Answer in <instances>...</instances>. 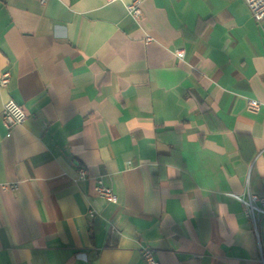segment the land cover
I'll list each match as a JSON object with an SVG mask.
<instances>
[{"label": "crops", "instance_id": "crops-1", "mask_svg": "<svg viewBox=\"0 0 264 264\" xmlns=\"http://www.w3.org/2000/svg\"><path fill=\"white\" fill-rule=\"evenodd\" d=\"M131 1L0 0V264H264L231 196H264V20L141 0L138 25Z\"/></svg>", "mask_w": 264, "mask_h": 264}, {"label": "built area", "instance_id": "built-area-1", "mask_svg": "<svg viewBox=\"0 0 264 264\" xmlns=\"http://www.w3.org/2000/svg\"><path fill=\"white\" fill-rule=\"evenodd\" d=\"M42 3H45L47 0H41ZM122 0H105V3L120 2ZM248 6L251 16L257 23H261L264 20V0H243ZM126 9L131 15L132 19L140 25L142 18V7L141 0H132L130 3L126 4ZM154 41L153 36L147 34L145 37V42L150 43ZM175 56L179 59H182L184 56V50L178 49L174 52ZM11 79V74L9 71L3 72L0 77V87H6ZM261 102L258 100L251 99L248 102V110L255 112L260 108ZM3 123L5 127L10 130L13 127L24 123L27 119V113L24 108L16 103L14 100L7 101L2 110L1 114ZM87 172L85 168H79V177L86 178ZM97 193L107 200L108 202H116L117 197L114 194L113 190L110 187L104 185L102 180H98L96 186ZM231 196L243 204L245 208V214L250 219L252 224L253 231L256 236H259V223L262 218H264V196L256 194L250 190L247 186L245 191L241 194L233 193ZM142 257L144 258L146 264H160L155 257V252L149 248L144 247L141 251Z\"/></svg>", "mask_w": 264, "mask_h": 264}]
</instances>
